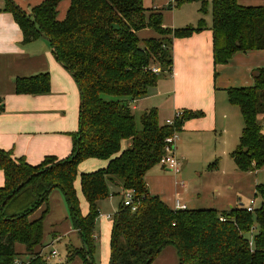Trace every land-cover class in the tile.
I'll list each match as a JSON object with an SVG mask.
<instances>
[{"label":"trees","instance_id":"trees-1","mask_svg":"<svg viewBox=\"0 0 264 264\" xmlns=\"http://www.w3.org/2000/svg\"><path fill=\"white\" fill-rule=\"evenodd\" d=\"M63 0H45L29 13L12 0L3 11L11 13L22 33V45L40 38L49 41L56 61L71 75L79 91L78 130L71 135L68 157H45L31 166L0 149V264H49L42 255L43 223L49 212V195L59 190L68 207L81 247L68 249L67 261L79 258L95 264V224L98 202L126 191L134 193L135 211L122 201L110 231L109 264H152L166 247H173L179 264H264V186L255 187L262 203L253 213L244 208L174 211L150 196L144 178L158 165L164 140L180 132L184 122L204 116L182 111L173 126L160 123L151 108L139 117L130 103L146 97L160 75L172 74V43L205 29L204 20L181 29L162 27L161 14L146 10L142 0H69L62 21L57 7ZM197 1L200 12L206 0ZM173 7L168 5V10ZM212 58L225 65L234 54L264 51V7H243L237 0H212ZM149 29L156 36L140 40ZM158 69V72H153ZM217 74H214V78ZM250 87L226 90L230 105L239 109L243 128L230 153L240 172H257L264 165V131L258 116L264 114V68L254 70ZM16 95H45L50 75L39 73L14 80ZM123 144H127L123 148ZM123 148V149H122ZM88 159L108 161L105 169L80 175V191L88 211L82 216L74 188L79 164ZM216 167L215 162L208 166ZM19 198L25 201L20 203ZM42 208L41 215L33 218ZM220 219H223L221 221ZM257 226L254 233L253 225ZM251 244V245H250ZM20 245L24 254L15 250ZM19 255L28 259L21 261Z\"/></svg>","mask_w":264,"mask_h":264},{"label":"crops","instance_id":"crops-1","mask_svg":"<svg viewBox=\"0 0 264 264\" xmlns=\"http://www.w3.org/2000/svg\"><path fill=\"white\" fill-rule=\"evenodd\" d=\"M12 1L20 9L29 13L32 8L45 0ZM152 1L142 0L143 7L146 10L151 9L154 12L163 10V12H159L163 28L175 29L192 23L177 22L183 19L178 18L177 13L173 11L174 7L170 10L167 9L169 0L164 2L163 9L160 10H157L153 6ZM237 1L243 7H264V0ZM69 4V0H63L59 3L57 12H62V15L57 19L58 21L64 19ZM3 6L4 0H0V149L10 152L14 159L23 158L31 166L40 164L48 156L64 159L71 153V135L76 133V128L67 121V115H65L68 108V94L65 91L70 88L68 87V81H74L71 75L56 61L50 46L43 51L37 49L32 51L33 49L30 47H25L28 44H21L22 33L14 22L12 14L3 11ZM204 23V30L193 34L189 38L173 40L172 74L166 78L168 81L165 82H169L166 88L160 90L158 87L163 84V81L158 82L156 87L146 97L131 102L130 107L132 111H136L141 103L146 101L150 96L162 97L171 95L170 111L172 118L176 112L182 111H201L204 114L201 118L184 122L179 134L183 135L186 133L188 137H192V135L200 137H205L208 134L215 135L217 136V143H222V149H224L227 139L237 136V131L243 128L240 111L237 107L229 104L226 90L252 86V73L256 69L264 68V51L238 52L234 54L227 64L215 67L212 58L211 24L210 21ZM143 34H145L144 37ZM155 36L149 29L138 33L139 38L149 39ZM35 42H39V40ZM35 42L30 44L33 46ZM45 72L50 75V92L48 94H15L14 80L16 78L29 77ZM214 74H217L215 78ZM157 110L160 123H165L160 120V111L159 109ZM172 118L168 119V121ZM257 119L262 125L264 114L258 116ZM236 145L231 146V152L236 148ZM203 152L204 148L202 147L197 152L198 157H202ZM206 153L207 158L212 159L208 150ZM177 155L176 158L180 162L178 174H174L168 169L157 165L159 167L154 166L146 173L144 178L150 196L158 197L168 208L173 210L174 203L177 200L188 210L213 209L217 212H224L232 208H244L251 199H254H249L245 205L237 203L235 206L227 209L221 208V210L217 206H202L200 208L196 206V208H191L190 198L193 197L199 200L200 193L196 192L197 188L195 186H189L186 189L185 184L182 182L183 180L180 181L179 185L177 179L181 172L185 170L188 161L180 154ZM209 165L207 164V170ZM206 172L208 173V171ZM167 173H172L173 175H168ZM200 173L196 174L193 179L196 180L197 177L199 181ZM3 185L4 176L2 171H0V187ZM255 187L254 195L256 193ZM51 195L50 201L52 203ZM169 196L171 197L170 200H168ZM114 197L120 199L121 196H111L106 200L98 202L99 215L101 204ZM240 200L238 199V201ZM32 217L35 218V216ZM50 238L51 242L49 243H54L59 237L53 233ZM49 243L43 237V248L40 250L41 255L46 252L47 246L50 245ZM21 248L20 251L15 248L18 254H24V248L22 246ZM55 259L58 258H54L53 260ZM168 259L171 260V264H174V262L176 264V255H174V250L171 247L164 248L152 264H170L167 263ZM51 261L52 259L48 262L50 263Z\"/></svg>","mask_w":264,"mask_h":264},{"label":"rangeland","instance_id":"rangeland-1","mask_svg":"<svg viewBox=\"0 0 264 264\" xmlns=\"http://www.w3.org/2000/svg\"><path fill=\"white\" fill-rule=\"evenodd\" d=\"M166 0H153V6L156 7L157 10L163 9L164 2ZM175 1L173 11H175L178 15L179 20L177 22H192L194 24L192 26H196L198 21L203 19L204 22L210 21L211 24V7L212 0H206V4L203 8V12H200L201 4L197 1L194 2H186L177 5ZM168 8V7H167ZM166 9V8H165ZM170 10V9H169ZM166 11V10H165ZM168 11V10H167ZM172 11V10H171ZM163 12V10L159 11ZM62 15V12H57V19H59ZM190 25H186L188 27ZM180 26V25H179ZM185 27L175 28L181 29ZM151 31V30H150ZM145 34H143L144 37ZM151 35V34H150ZM147 37V36H145ZM149 37V36H148ZM140 40H144L147 38H139ZM42 40V41H41ZM30 45V46H28ZM25 46L26 48L30 47L35 51V49L43 51L46 48H49L50 44L47 39H39V42H35L32 46L28 44ZM41 45V46H40ZM39 46V47H35ZM166 78V75H160L158 82H162L158 88L163 90L166 88L169 82ZM69 90L65 91L68 94L67 97V121L71 123L75 129V132L78 130V106H79V91L75 82L68 81ZM170 98L171 95H165L162 97L150 96L148 99L141 103L136 111H133V114L136 119V125L138 129L140 127L139 117L142 113L150 108H157L160 111V120L162 122H167L168 119L172 118L170 111ZM131 105V104H130ZM131 108V107H130ZM180 133V132H179ZM241 134V130L237 131L234 137L227 139L225 142V148L222 149L223 144L217 143V136L208 134L205 137L194 136L188 137L186 133L183 135L179 134V141L175 145V156L180 154L184 158L187 159V166L185 170H183L178 177V183L180 185V181L185 184V188H189V186L197 188L196 192L199 194V200L197 198H190L191 208H196V206L202 207H211L217 206L219 210L221 208L227 209L231 206H235L237 203L247 204L248 200L254 198L255 200V208H258L262 203V199L259 196L254 197V187L258 185L264 186V165L263 167L254 173H241L238 172L229 157L230 148L235 144L238 145L239 137ZM181 139V140H180ZM127 144H123V148L126 147ZM236 145V146H237ZM204 148L203 156L198 157L197 152L199 149ZM122 148V149H123ZM208 150L209 155L212 156V159L207 158L206 151ZM209 160V161H207ZM215 162L216 168L212 171L207 170V164ZM108 161L106 160H97V159H88L81 162L77 168V178L74 182V188L76 190V196L79 202V209L82 216H85L88 211V205L81 194L80 191V175L86 173H94L106 168ZM157 166V165H156ZM159 167V166H157ZM204 168V169H203ZM203 169L202 171H200ZM208 171V173L206 172ZM196 172V173H195ZM201 172V173H200ZM200 173V180L198 181L193 178ZM168 175H173L172 173H167ZM53 191H57L54 192ZM51 193L52 203L50 201L49 195V213L44 219L43 223V237L47 240V243L51 242V234H56L59 238L54 243H49L47 246L46 252L42 254V257L46 259L49 253L52 250H55L58 254V259H55L49 264H82L79 258H75L71 261H67L68 257V249L70 246L74 248L81 247V240L79 235L73 228L72 221L69 217L68 207L64 200L62 193L59 190H53ZM214 195V197H213ZM190 196V195H189ZM170 196L169 199L170 200ZM193 199V200H192ZM238 199H241L238 201ZM122 201V197L111 198L108 201H105L101 204V210L98 220L95 224V246L96 250L94 253V262L95 264H109L110 257V231L111 225L113 221L114 214L117 212L119 208V203ZM20 203L25 201L24 198H19ZM194 206V207H193ZM198 208V207H197ZM40 209H38L33 216L38 218L41 215ZM254 233L257 231V226L253 225ZM21 246H17L16 250L20 251ZM170 249V248H169ZM171 249L174 250V255H176V264H179V259L177 253L173 247ZM46 253V254H45ZM21 261H26L28 257L26 255H19ZM60 261V262H59ZM167 263L171 264V260L168 259ZM175 264V262H174Z\"/></svg>","mask_w":264,"mask_h":264},{"label":"built area","instance_id":"built-area-1","mask_svg":"<svg viewBox=\"0 0 264 264\" xmlns=\"http://www.w3.org/2000/svg\"><path fill=\"white\" fill-rule=\"evenodd\" d=\"M169 5L174 6V1L169 0ZM153 72H158V69H153ZM181 112H176L173 116V118L166 122L167 125L173 126L174 119H179L181 117ZM262 127H264V122L262 123ZM179 139V132H173L171 136H168L164 140V150L163 155L159 159L158 165H160L163 168L168 169L174 174H178L180 171V162L176 158L174 151H175V144ZM122 205L124 207H129L131 211H135L136 204L134 202V193L132 191H126L123 195L122 199ZM186 207L184 205H181L177 200L174 203V211H182L185 210ZM246 212L253 213L255 210V200L251 199L247 206L244 207ZM223 221V219H220ZM251 245V244H250ZM58 258V254L55 250L51 251V253L46 257V261H49L50 259Z\"/></svg>","mask_w":264,"mask_h":264}]
</instances>
